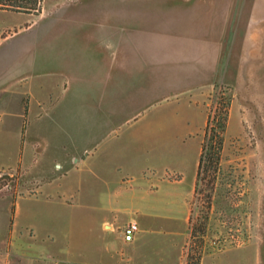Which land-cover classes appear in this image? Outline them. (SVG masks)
Returning a JSON list of instances; mask_svg holds the SVG:
<instances>
[{
    "label": "rangeland",
    "instance_id": "374dc122",
    "mask_svg": "<svg viewBox=\"0 0 264 264\" xmlns=\"http://www.w3.org/2000/svg\"><path fill=\"white\" fill-rule=\"evenodd\" d=\"M116 1L127 2L44 0L39 14L0 9V67L25 66L37 52L46 55L50 29L61 24L64 17L79 13L83 5H109V2ZM130 1L141 7L136 11L142 20H153L162 15L163 26L173 35L180 30L184 36L192 32L201 38L213 35L216 39L223 38L222 62L228 56L232 63L235 58L238 62L245 59L240 77L225 83L216 82L212 90H204L207 94L203 103V91L182 90L179 76L169 73L163 89H158L152 82L156 89H151L148 97L140 101L137 96L134 100L127 92L126 73L119 72L117 117L112 123L113 129L107 131V137L94 138L88 132L87 137L76 138V122L64 123L71 131L68 150L72 153L65 155L70 159L67 165L83 166L79 160L86 156L83 151L86 147L87 152L95 153L103 160H106L107 150L112 149L109 156L116 168L114 175L120 184L131 189L126 198L131 209L121 214V219L125 220L133 216L140 220L134 205L142 197L148 204L154 200V195L140 191L142 184L163 186L167 181L184 178L186 183H191L190 188L193 184L184 227L173 228L176 232L166 234L173 264H264V0ZM112 18L109 17L107 23L115 24ZM94 29V22L85 26L86 41L80 40L87 51L94 49L95 43H90L87 38L88 32ZM96 44V49L101 47L109 55L120 49L111 42L107 44L98 40ZM132 44L135 45L138 62L142 58L140 52L148 55V42L135 40ZM120 47L118 62L126 42ZM172 54L175 57V53ZM173 60L166 65L168 72L179 67ZM38 67L40 73L35 75V68L29 65L30 77L27 78L37 79L34 77L38 76L48 81L51 76L48 68L40 64ZM89 94L91 97L88 99L91 100L94 91H88ZM227 103L230 105V117L219 168L197 185L206 118ZM4 123L1 118V128ZM87 125L93 128V121ZM11 130L8 127V132H13ZM18 134V137L10 134L6 139L9 151L6 163L18 162L21 157L23 141L21 133ZM94 164L81 171L82 183L76 195L79 201L77 212L80 209L94 213L96 190L104 186L105 182ZM75 177H72L75 182L80 180ZM21 181L22 177L17 187L16 182L1 181L0 200L19 194ZM24 191L21 192L24 194ZM26 192L32 193L31 190ZM164 193L163 190L159 193L160 200H166ZM176 211L179 217L181 211L178 208ZM8 220V212L0 209V231ZM81 224L78 218H72L68 234H59L56 229L54 233L43 235L46 239L44 248L15 250L14 253H18L23 262L31 257V264H85L83 256L87 252L94 254L97 239L109 240L113 233L103 230L94 221L87 222L85 231V228H79Z\"/></svg>",
    "mask_w": 264,
    "mask_h": 264
},
{
    "label": "crops",
    "instance_id": "0c3cea01",
    "mask_svg": "<svg viewBox=\"0 0 264 264\" xmlns=\"http://www.w3.org/2000/svg\"><path fill=\"white\" fill-rule=\"evenodd\" d=\"M140 8L130 0L83 5L79 13L64 17L61 24L50 29L46 55L37 52L29 62H24L25 66L0 67V119L5 121L0 127V168L19 169L22 174L20 193L0 200V209L9 215L0 231V264H31V257L23 262L14 251L44 248L43 235L54 233L56 229L59 234H68L72 218H78L79 224L82 222L79 228H85L84 231L87 222L94 221L103 230L113 233L109 240L97 239L94 254L87 252L83 256L85 264H173L166 234L176 232L173 228L184 227L193 184L190 188L191 183H186L184 178L167 181L163 186L142 184L140 191L154 195V200L148 204L142 197L134 205L140 220L135 216L121 219V214L131 209L126 201L131 189L120 184L114 175L116 168L109 156L112 149L107 150L106 160H103L87 152L86 147L83 150L86 156L79 160L83 166L67 165L70 159L65 155L72 153L68 150L71 131L64 123L76 122V138L87 137L88 132L94 138L107 137L117 117L119 72L126 73V89L134 100L136 96L140 101L147 98L149 91L155 88L152 82L163 89L167 75L174 73L180 78L178 83L182 90L203 91L204 103L207 94L204 90H212L216 82L239 79L245 59L238 62L235 58L232 63L228 56L222 62L223 38L216 39L214 35L201 38L192 32L184 36L180 30L173 35L163 26L162 15L142 20L136 11ZM109 17L116 23H107ZM87 22L95 23V29L90 30L87 37L90 43H95L91 51L80 43L81 39L86 41ZM98 40L117 44L120 49L126 42L119 62L120 49L114 55L104 53L101 47L95 48ZM135 40L148 42V55L140 52L139 62L135 45H130ZM173 59L179 67L168 72L166 65ZM39 64L48 68L51 74L48 81L38 76L34 77L37 79L27 78L30 77L29 65L35 68V75H39ZM92 90L95 95L90 100L92 93L88 95V91ZM92 121L93 128L87 125ZM8 127L13 132H8ZM18 133L23 141L21 157L18 162L6 163L9 153L6 139L10 134L18 137ZM94 162L104 186L96 190L94 213L80 209L77 212L81 171ZM74 176L80 180L75 182ZM30 190L32 193L27 194ZM161 190L166 200H160ZM177 208L181 217L177 216ZM132 220L138 222L139 230L132 240H126L123 229Z\"/></svg>",
    "mask_w": 264,
    "mask_h": 264
},
{
    "label": "trees",
    "instance_id": "16d2710c",
    "mask_svg": "<svg viewBox=\"0 0 264 264\" xmlns=\"http://www.w3.org/2000/svg\"><path fill=\"white\" fill-rule=\"evenodd\" d=\"M44 0H0V9L17 12L39 14ZM230 117V105L215 109L214 114H209L205 135L201 144L198 164V182L204 180L211 172L218 170L221 161V151L225 140Z\"/></svg>",
    "mask_w": 264,
    "mask_h": 264
},
{
    "label": "built area",
    "instance_id": "2783aa9c",
    "mask_svg": "<svg viewBox=\"0 0 264 264\" xmlns=\"http://www.w3.org/2000/svg\"><path fill=\"white\" fill-rule=\"evenodd\" d=\"M22 177L21 171L19 169L14 168H0V183L1 181H9L16 182V187L20 183V179ZM110 228V227H109ZM107 227V229H109ZM139 230V224L137 221L132 220L127 223L123 229L124 238L126 240H132L135 233Z\"/></svg>",
    "mask_w": 264,
    "mask_h": 264
},
{
    "label": "bare ground",
    "instance_id": "6f19581e",
    "mask_svg": "<svg viewBox=\"0 0 264 264\" xmlns=\"http://www.w3.org/2000/svg\"><path fill=\"white\" fill-rule=\"evenodd\" d=\"M108 228H109V226H108Z\"/></svg>",
    "mask_w": 264,
    "mask_h": 264
}]
</instances>
